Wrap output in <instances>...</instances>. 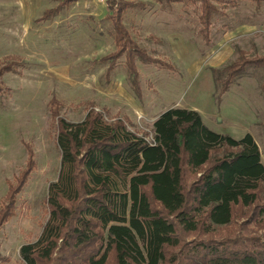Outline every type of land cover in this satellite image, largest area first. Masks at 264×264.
<instances>
[{"label":"trees","instance_id":"1","mask_svg":"<svg viewBox=\"0 0 264 264\" xmlns=\"http://www.w3.org/2000/svg\"><path fill=\"white\" fill-rule=\"evenodd\" d=\"M79 1L85 0H62L45 12L44 20ZM160 1L171 7L181 0ZM183 1L197 15L203 54L214 45L215 20L224 15L221 6L264 5V0ZM106 3L117 50L101 61L110 64V75L125 57L129 81L141 100L138 61L171 72L178 68L150 55L126 25L128 14L145 10L147 3ZM235 52L228 64L211 68L219 105L247 67H264V55L250 56L239 47ZM13 58L0 62V93L5 92L3 76L15 71ZM58 123L60 181L50 185V216L41 237L19 250L24 264H264V235L255 234L264 227V162L251 133L241 139L218 133L199 111L183 107L157 117L152 140L123 123L109 124L95 112L81 122L60 118ZM33 167L29 152L18 186ZM7 205L0 222L8 215ZM237 207L255 212L237 234L184 244V234L209 236L232 226Z\"/></svg>","mask_w":264,"mask_h":264},{"label":"rangeland","instance_id":"2","mask_svg":"<svg viewBox=\"0 0 264 264\" xmlns=\"http://www.w3.org/2000/svg\"><path fill=\"white\" fill-rule=\"evenodd\" d=\"M61 1L0 0V62L7 56L17 60L15 71L3 76L5 92L0 93V217L10 204L0 222V264H24L21 246L36 242L48 222L50 185L60 181L62 170L60 118L81 122L95 112L109 124L123 123L152 140L153 124L164 111L195 109L218 133L238 139L253 133L264 162V67H247L220 105L208 74L235 59V47L250 56L264 55V5L221 6L224 15L215 20L214 45L203 54L194 8L183 0L171 7H163L160 0H140L147 8L131 11L126 25L150 55L178 68L171 72L138 61L140 100L129 81L125 57L110 75V64L101 61L117 50L106 0L79 1L44 20L45 12ZM240 101L258 116V126L239 109ZM29 152L34 167L18 186ZM254 213L253 207H237L229 228L209 236L187 233L183 242L235 235ZM255 234L264 235V227Z\"/></svg>","mask_w":264,"mask_h":264},{"label":"crops","instance_id":"3","mask_svg":"<svg viewBox=\"0 0 264 264\" xmlns=\"http://www.w3.org/2000/svg\"><path fill=\"white\" fill-rule=\"evenodd\" d=\"M214 68V67H213ZM210 72H212V70L210 71ZM210 72H208V74H210V77L212 78L211 80H212V82H211V86H212V89H214V92H215V83H214V79H213V73H212V76H211V73ZM226 101V100H225ZM240 106H238L239 107V109H241V110H243V112L245 113V114H247L248 116H249V118H250V123H251V125L252 126H258L257 124H258V116L251 110V108H249V107H247V105H245V104H242V102L240 101L239 103H238ZM222 105H225L224 103L222 104ZM200 114L202 115V117H203V120H204V122L206 123V119L204 118V116H203V114L200 112ZM207 125V124H206ZM247 133H250V132H247ZM247 133H245V135L247 134ZM245 135H243L242 137H244ZM252 135L254 136V134L252 133ZM241 137V138H242ZM241 138H239V139H241ZM254 138H255V140L257 141V138L254 136ZM236 139H238V138H236ZM257 143H258V145H259V147H260V143H259V141H257ZM261 149V148H260ZM261 153H262V150H261ZM262 156H263V153H262ZM263 158V157H262Z\"/></svg>","mask_w":264,"mask_h":264}]
</instances>
